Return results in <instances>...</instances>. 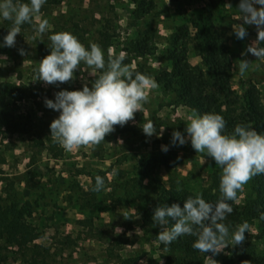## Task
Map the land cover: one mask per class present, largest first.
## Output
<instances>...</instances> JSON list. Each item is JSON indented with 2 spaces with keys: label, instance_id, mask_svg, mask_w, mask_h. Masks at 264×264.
I'll return each mask as SVG.
<instances>
[{
  "label": "rangeland",
  "instance_id": "rangeland-1",
  "mask_svg": "<svg viewBox=\"0 0 264 264\" xmlns=\"http://www.w3.org/2000/svg\"><path fill=\"white\" fill-rule=\"evenodd\" d=\"M239 3L240 0L46 2L32 23L21 26L15 46L0 47V83L19 85L14 95L4 96L0 104L4 111L0 116V204L30 201L31 221L41 235L33 242L39 248L30 247L24 256L8 252V262L27 264L31 256H36L44 264H175V258L182 257L179 252L161 247L157 238L159 225L141 226L143 206L137 208V203L141 202L140 195L145 202L153 200L159 184L199 193L208 187L214 171L221 172L215 161L206 153L196 152L190 141L183 146H173L171 142L174 130L186 135L184 130L193 111L177 100L174 88L157 85L148 90V101L134 119L123 127L116 125L105 141L66 151L50 136L49 125L59 113L47 108L44 100H54V93L60 90H78L85 84L91 87L102 70L94 73L82 62L72 80L46 84L36 80V69L42 60L39 48L48 47L51 34L71 32L86 48L91 43L98 44L106 64L110 55L123 52L124 64L131 68L140 65L152 77L170 67L168 49L172 47L170 33L174 27L204 13L229 59L227 82L231 94L240 96L256 83L257 95L264 103V59L250 53L241 55L257 38L256 26L246 25L248 35L243 40L233 34L232 25L242 23ZM41 19L49 23L43 35L35 31ZM11 26L12 21L0 18V43ZM139 41L147 46L144 55L137 54ZM184 45L186 60L197 66L194 63L201 44L191 36ZM20 49L25 55L20 54ZM240 59L249 61L243 75L239 72ZM240 106L239 101L234 106L236 112ZM148 121L154 123L159 136L143 133L142 126ZM163 145L168 146L167 152L162 151ZM96 176L104 178L105 184L92 194L89 186L95 185ZM250 193L249 180L237 194L235 203L240 209ZM88 195L93 205L81 210ZM249 226L245 239H251L257 254L264 255V239L256 237V222ZM122 234L127 243L116 241ZM238 247L229 241L212 258L216 264H241ZM204 264L212 261L205 256Z\"/></svg>",
  "mask_w": 264,
  "mask_h": 264
},
{
  "label": "clouds",
  "instance_id": "clouds-1",
  "mask_svg": "<svg viewBox=\"0 0 264 264\" xmlns=\"http://www.w3.org/2000/svg\"><path fill=\"white\" fill-rule=\"evenodd\" d=\"M45 3L46 0H28L27 3L0 0V18L12 21L0 47L15 46L21 26L32 23L33 16L39 14ZM238 9L242 23L232 25L235 37L243 40L248 35L246 25H255L257 29V38L241 55L250 53L264 59V0H240ZM48 30L47 19H41L35 26V31L41 35ZM48 39L50 53L39 62L36 80L50 85L70 81L82 62L94 73L102 70L91 87L85 84L78 90H60L54 93V100H44L47 108L59 113L49 125L50 136L66 151L105 141V136L112 133L116 125L123 127L134 119V114L148 101V90L157 87L154 78L134 72L123 63V52L115 57L110 55L106 64L98 44L91 43L86 48L71 32H55ZM19 52L25 55L23 49ZM248 67L249 61L240 59L241 75ZM225 128L226 121L220 114L201 115L194 110L188 117L186 135L174 130L171 141L173 146H183L190 141L196 152L206 153L215 161L221 169V198L215 203L207 202L197 193L185 199L182 207L179 203L158 205L152 214L153 226H160L157 238L162 244L169 245L180 236L191 235L195 237L192 247L204 254L211 253L206 257L212 264H216L212 257L226 248L229 241L236 246L245 240L250 227L246 221L231 231L223 221L233 212L229 202H238V191L252 177L264 174V132L246 124H237L230 133H226ZM142 131L148 137L160 135L152 121L144 123ZM168 150V146H162V151ZM104 184V178L96 176L92 190L100 191Z\"/></svg>",
  "mask_w": 264,
  "mask_h": 264
},
{
  "label": "trees",
  "instance_id": "trees-1",
  "mask_svg": "<svg viewBox=\"0 0 264 264\" xmlns=\"http://www.w3.org/2000/svg\"><path fill=\"white\" fill-rule=\"evenodd\" d=\"M26 1L28 0H22V2ZM46 2L53 3L58 0H46ZM208 19L207 14L200 13L189 22L185 21L174 27L170 34L172 47L168 49L170 67L158 71L152 78L164 89L174 88L177 100L192 111L195 110L201 115L209 112L220 114L226 121V133L232 132L237 124H246L258 132H264V103L257 95L256 83H251L240 96L231 94L233 91L227 82L229 59L218 33L211 29ZM191 36L201 44L197 48V55L204 69L193 66L186 60L187 49L184 42ZM136 47L137 54L147 53V46L143 42H137ZM39 50L41 58L50 53L47 46H41ZM131 69L134 72L146 74L144 67L140 65ZM18 86L10 82L0 83V104L4 96H13ZM239 101L241 106L236 112L234 106ZM2 115L4 111L0 109V116ZM220 176V171H214L208 187L199 192L207 202L215 203L221 198ZM138 185L141 186V182ZM250 186L251 193L245 196L242 209L235 202H229L232 204L233 212L223 222L229 226L230 230H234L245 221L249 225L256 222V237L264 239V174L252 177ZM93 187L94 185H90L89 191L96 194L97 191H93ZM155 192V198L148 202L147 200L145 202L140 195L141 203H143L141 221L148 227L153 226L152 214L155 207L163 204L170 206L172 203H179L182 207L185 199L189 196L195 197L197 194L186 188L165 187L163 184H159ZM92 205L93 200L88 195L84 203H81L80 209L89 208ZM32 213L30 201L22 204L17 202L0 204V264H13L7 261L8 252L24 256L30 247H40L33 243L41 235L31 221ZM194 240L195 237L191 235H183L169 245L161 243V247L182 254L181 258H175V264H204V257L209 253L204 254L194 249L192 247ZM116 241L127 243L128 239L122 234ZM35 253L39 254V251ZM237 257L241 264H264V255L257 254L251 239H245L239 245ZM27 264H44V262L36 256H31ZM217 264H227V262L222 261Z\"/></svg>",
  "mask_w": 264,
  "mask_h": 264
},
{
  "label": "crops",
  "instance_id": "crops-1",
  "mask_svg": "<svg viewBox=\"0 0 264 264\" xmlns=\"http://www.w3.org/2000/svg\"><path fill=\"white\" fill-rule=\"evenodd\" d=\"M239 15H240V13H239ZM171 34V33H170ZM195 65H197V66H199V67H201L202 66V64H201V59H200V57L198 56V59L195 61V63H194ZM138 205L140 206V205H142L143 206V203H137V208H138ZM137 212H138V209H137ZM140 213H141V211H140ZM139 216H140V214H139ZM140 222H141V226L142 227H148V226H145V225H143L142 224V221H141V217H140ZM150 227H153V226H150Z\"/></svg>",
  "mask_w": 264,
  "mask_h": 264
}]
</instances>
